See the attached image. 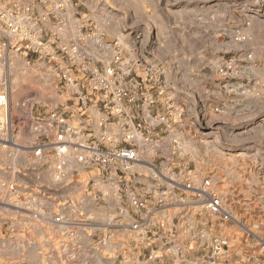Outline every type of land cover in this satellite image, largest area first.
<instances>
[{
	"label": "rangeland",
	"instance_id": "374dc122",
	"mask_svg": "<svg viewBox=\"0 0 264 264\" xmlns=\"http://www.w3.org/2000/svg\"><path fill=\"white\" fill-rule=\"evenodd\" d=\"M134 2L140 10L149 3L154 14L151 12L153 15L150 19L145 13L129 15L126 28L121 33L139 40L144 38V42L139 47L140 55L149 58L152 66L158 69H166L168 68L166 64H170L173 77L177 64H180L176 62V56H180L184 50L180 41V30L175 26L174 21L180 17L178 11L183 12L187 26H190L189 7L193 4L198 14V21H193V27L199 33L209 30L216 34L213 44L203 35L204 38H199L197 45L188 42L186 48L198 59L199 71L208 72L212 69L221 76L222 81L224 79L234 82L238 79L236 76H231L238 74L239 68L236 66V55L229 50L226 36L229 34L238 36L235 26L232 25L240 22L242 28L251 31H256L260 25H264V0H134ZM132 21L136 23L141 21V24L132 30L130 29ZM149 21L151 25L146 27L144 24ZM244 29L242 42L237 40H241V37H236L235 42L242 43V49H252L257 46L259 55L264 53V45L260 51L261 46L255 43L253 37L252 40L243 39L246 31ZM252 53L251 51L245 55L247 61L242 60V86L234 83L236 86L226 89L223 93L224 88L221 87L220 90L217 85L210 92V97L215 103H221L227 94L233 95V92H237L242 94V101L246 104L253 107L257 104L252 110L242 107V125L232 126L223 120L234 114L235 111L230 108L224 109L219 105L218 110H213L214 114L209 111V115L207 111H202L198 99L206 95L201 90H195L194 95L198 98L187 99L191 109L185 111V118L189 124L194 125L193 129L201 135L200 138L193 139L189 136L188 139L178 143L158 144L152 141L149 144L152 154L161 147V154L164 157L161 161L159 158L154 159L152 163L163 169L159 174L163 176L168 188L171 187L166 191L167 198L187 197L191 208L197 211V215L202 211L205 213V200L200 196L199 190L202 188V181L208 178L213 190L219 194L223 208L232 216L230 220L224 221L216 215L205 213L204 223L197 222L193 228L194 233L188 245L190 251H198L199 258L203 257L199 262L201 264H211L213 261L209 259L211 245L214 240L220 239L226 240L229 248L225 258H215L220 264H237L253 260L264 264V251H260L258 242L259 238H264V126L259 124L260 114L264 112V56L262 62H255L253 61L255 54ZM165 57L168 62H159ZM27 59L30 60L29 63ZM226 59L232 60V69L227 70L226 74H221V63ZM0 73L1 80L5 81L10 90L9 119L15 143L5 147L0 146V216H12L13 219L17 215L33 217L37 214L46 216L63 214L72 221L76 220L80 217L76 200L85 196L83 185L79 184L82 178L85 179L83 173L85 169H80L79 172L78 168L83 166L86 169H93L97 166L84 164L77 157L75 162L68 161L69 157H64L61 160H65V165L74 170L69 172L65 180L56 179L54 170L57 160L54 155L46 153L48 154L46 160L35 159L32 155L34 139L30 131V123L33 115L45 117L54 110L71 126L78 128V125L81 126L78 122L81 118L77 115V111L65 107L71 105L77 93L74 95L72 86L64 85L47 61L39 59L33 53L24 55L14 51L13 47L7 50L5 64L0 67ZM163 73L164 71L160 72L159 77L151 78L153 83L150 84L156 90L157 96L150 97L152 102L154 100L157 102L158 98L160 101L165 99L166 102L173 100L167 84L164 93ZM160 90H162L161 95L158 94ZM235 100L237 98H232L230 101ZM90 112L85 111L82 116H87ZM94 114L91 116L94 117ZM109 125L113 127H107V131L110 130L114 134L111 143L126 146L127 143L123 140L124 134L118 132L116 121H110ZM121 126L127 128V123L121 122ZM240 129L242 136H236ZM85 134L89 136L90 142L99 144L95 139L94 128L89 129L88 126ZM51 164L54 165L53 168L50 167ZM179 169L188 172L189 177L186 174L181 175ZM183 178L187 180L184 181ZM84 182L86 183V180ZM182 184H184L183 189L180 188ZM179 224L178 218H174L173 229ZM15 230V228L11 229L8 234L10 261H16L19 256L28 263L48 264L47 254L44 252L29 249L22 254L16 251L19 246H15L18 242ZM17 235L21 238V235Z\"/></svg>",
	"mask_w": 264,
	"mask_h": 264
},
{
	"label": "crops",
	"instance_id": "0c3cea01",
	"mask_svg": "<svg viewBox=\"0 0 264 264\" xmlns=\"http://www.w3.org/2000/svg\"><path fill=\"white\" fill-rule=\"evenodd\" d=\"M2 1L10 8L30 5L31 9L21 19V24L43 39L58 38L62 43H75L79 42L81 35L91 30L95 31L96 34L91 36L94 37L91 41H99L101 46L94 52L93 59L100 66L107 64L111 59L112 48L110 46L115 43L122 52L116 80L121 84L125 82L128 75H132L140 82V86L137 90V104L125 103L123 112L109 114L103 106L102 96L88 87L84 75L74 72L76 75L74 93L86 94L87 98L81 102L74 98L71 105L65 106L66 109L77 111V115L81 118L78 121L81 126L78 125L80 131L77 140L90 142L89 136L85 134L89 126V129L94 128L97 142L105 146L103 141L106 135L114 138V134L110 130V132L107 131V127L112 128L113 126L109 125L110 121H116L119 133L124 134L126 131L134 133L133 138L126 141V145L135 149L137 159L128 174L122 171L119 163L110 168L86 169L83 166L78 168L79 172H81L80 169H85L84 172L82 171L85 179L82 178L79 181V184L83 185L85 196H83L84 199L76 200L80 217L74 220L72 225L79 231L81 248L79 255L67 260L69 258L64 255L60 246L61 242L67 240V237L62 233L63 228L51 221V216L43 215V218L34 219L32 215H17L11 219L12 216L4 215L0 216L1 264H32L25 262L19 256L16 261H10L11 250L8 234L13 228L16 229L15 237L18 240L15 246H19L16 251L22 254L29 249L44 252L47 254L48 264H63L64 262L65 264H139V261L150 253H154L157 258L153 264H198L201 262V258L197 255L198 251H190L188 243L197 222L204 223L205 213L202 211L200 215H197V211L191 208L187 197H166V191L171 187L168 188L163 176L159 174V171L163 169L153 164L154 159L159 158L161 161L164 156L161 154V147H158L159 149L152 154L149 144L152 141L158 144L178 143L188 139L189 136L193 139L200 138L201 135L193 129L194 125L189 124L185 118V111L191 109V105L187 104V99L191 97L197 99L194 93L198 90L206 95L203 96L205 99L198 100L202 111H207L208 115L210 112L213 113V110H218L219 105L224 109L230 108L235 111L233 115L223 119L232 126L242 125V107L248 110L256 108L257 104H254V107L246 104L242 101V94L237 92H233V95L227 94L221 103L213 102L210 97V92L217 85L219 89L224 88L223 93L230 87L242 86V60L247 61L245 57L247 53L252 51L255 54L253 59L255 62L264 60V53L259 55L257 46L252 49H242V43L235 42L236 37H241V40H237L242 42V30L244 29L242 24L237 22L232 25L235 26L238 36L226 35L229 50L236 55V66L239 68L238 74L231 76H236L238 79L234 82L224 79L222 81L221 76L212 69L208 72L199 71L198 59L186 48L188 42L197 45L199 38H204L203 35L213 44L216 34L209 30L199 33L193 27V21H198V14L193 4L189 7L190 26H187L183 12L178 11L180 17L174 21L175 26L180 30L179 36L184 50L180 56H176V62L180 64H177L173 77L170 64H166L168 67L166 69H158L152 66L149 58L140 55L139 47L144 42V38L139 40V38H130L121 33L126 28L129 15L145 13L148 19L152 18L151 15L154 12L149 3L142 6L140 10L136 7L134 0ZM41 15H45L46 19H42ZM139 24L141 21L137 23L132 21L130 29L134 30ZM144 25L149 27L150 21ZM252 37L255 43L261 46L260 51H262L264 25H260L256 31L247 29L243 34L244 40H252ZM205 60L207 61L208 57ZM162 61L168 62L166 57L159 60V62ZM163 71L164 93H166L167 84L173 100L166 102L165 99L160 101L158 98L157 102L154 100L146 105L142 98L157 97L156 90L150 84L153 83L151 78L159 77L160 72ZM231 76L229 77L232 78ZM232 98H237V100L232 102L230 101ZM85 111H91L90 114L85 115L87 118L82 116ZM93 113H95L94 117L91 116ZM121 122L127 123V128H123ZM259 124L264 126V112L260 114ZM238 135L242 136V129L236 136ZM76 153L77 151H71L69 154H72V157L69 154L66 156L69 157L68 161L75 162ZM182 155L181 153L180 156ZM53 166V164L50 165L51 168ZM71 170L74 169H69L65 165L64 177L60 181L65 180ZM185 174L189 177L188 172L181 171V175ZM187 178H183L184 181ZM183 187L184 184L180 185V188L183 189ZM129 191H133L138 197L144 199L145 207L136 210L131 205ZM89 206L93 208H87ZM174 218H178L180 223L175 229H173ZM17 234L21 235V238ZM192 252H194L193 255Z\"/></svg>",
	"mask_w": 264,
	"mask_h": 264
},
{
	"label": "built area",
	"instance_id": "2783aa9c",
	"mask_svg": "<svg viewBox=\"0 0 264 264\" xmlns=\"http://www.w3.org/2000/svg\"><path fill=\"white\" fill-rule=\"evenodd\" d=\"M31 6L7 7L0 0V67L5 64V55L11 47L24 55L33 53L39 59L47 61L53 67L56 75L60 77L64 85L75 88L76 72H80L87 79V85L93 91H97L102 96L103 106L109 114L123 112L124 104H137V90L140 82L136 77L128 75L124 83L119 84L116 80L119 73V63L122 60L121 49L115 43L112 48L111 59L107 64L100 66L93 59L94 52L100 48L99 41L94 39L96 32L88 31L79 37V42L62 43L58 38L43 39L33 32L23 27L21 19ZM46 19L45 15H41ZM83 43V44H82ZM29 63V59L26 60ZM232 60L226 59L221 63V74L232 69ZM159 91V94H161ZM74 92V90H73ZM75 95V93H74ZM264 95V94H263ZM87 99L86 94H77L75 100L83 101ZM146 105L152 103L150 97L142 98ZM11 105L10 90L4 80H1L0 73V146L15 144L12 136V124L9 119ZM101 125V122L99 123ZM30 131L34 139L32 155L35 159H47L48 154L54 155L57 160L55 177L61 180L64 177L63 165L64 157L70 151H77L76 157L79 161L87 165L110 168L119 163L125 174L131 169L132 164L137 159V153L131 146H117L111 143V136L104 138L105 146L92 142H82L77 140L80 128L71 126L64 117L52 110L47 116L36 115L30 123ZM134 136L133 132L126 131L123 140L128 141ZM113 141V140H112ZM199 190L203 197L204 211L207 215H216L222 220H230L231 214L223 208L219 194L213 190L210 179H204ZM131 205L139 210L145 207L144 199L138 197L133 191H129ZM45 216V215H44ZM43 215H33V218ZM51 221L63 228V235L66 241L61 242V250L69 259H73L81 253L79 244V231L72 225L73 221L63 214L51 216ZM136 226V225H134ZM260 251H264V238H259ZM209 259L211 264H220L216 259L225 258L229 253L227 241L224 239L214 240L211 245ZM216 258V259H215ZM154 253L148 254L139 264H153L156 262ZM203 257L201 258V260ZM237 264H261L259 261H245Z\"/></svg>",
	"mask_w": 264,
	"mask_h": 264
}]
</instances>
